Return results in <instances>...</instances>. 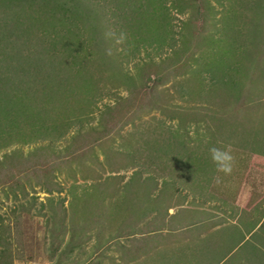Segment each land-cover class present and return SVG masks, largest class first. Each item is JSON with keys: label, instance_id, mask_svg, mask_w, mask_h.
I'll return each instance as SVG.
<instances>
[{"label": "rangeland", "instance_id": "obj_1", "mask_svg": "<svg viewBox=\"0 0 264 264\" xmlns=\"http://www.w3.org/2000/svg\"><path fill=\"white\" fill-rule=\"evenodd\" d=\"M66 1L68 11L96 10L100 18L87 22H93L96 31L101 25L107 34L100 38L102 47L87 43L83 32L84 48L75 47L65 58L57 35L45 39L33 22L34 29L19 26L20 16L33 7L31 0H0V31L18 33L22 39L9 46L17 50L24 44L25 52L16 60L3 59L0 76L5 68L18 75V88L25 96L48 94L39 102V121L50 119L42 126L48 136L40 133L35 141L17 146L19 159L9 156L0 164V264H264V154L257 145H264V140L258 141L253 131L261 127L259 112L264 115V106L259 109L261 102H256L264 96V54L254 57L256 53L250 52L251 62L244 61L240 97L229 87L233 77L228 74L213 80L212 73L200 68L199 74L189 75L191 68L200 67L194 61L198 45L205 46L206 36L217 28L225 35V25L235 15L241 20L232 22L239 23L243 42L250 38L243 25L251 20L260 24L257 36L264 52V6L251 7L252 0H181L185 5L178 11L170 0H163L169 12L167 25L154 24L158 12L146 17L149 33L162 35L167 28L172 45L160 47L139 41L146 35L140 30L146 25H140L134 13L119 10V0ZM116 11L118 19L112 16ZM135 21L140 29L134 28ZM251 37L256 40V35ZM238 50L234 65L240 62ZM76 52L86 55L85 60L73 59ZM60 59L71 65H58ZM84 65L90 77V91L84 96L92 95L94 107L93 118L82 123L81 131H92L85 138L77 134L79 125L66 129L65 122L58 123L59 116L69 123L71 116L65 112L81 109V103L66 93L80 94L74 88L78 83L69 84L66 68ZM26 67L41 75L32 78L30 71H22ZM227 68L223 67L225 73ZM63 76L68 88L60 86ZM14 95L25 105L33 103ZM20 102L23 106L11 114L15 120L33 116L38 101L34 111ZM105 104L112 113L100 117ZM16 125L29 127L26 119L10 123ZM95 126L107 133L96 141L102 152L95 146ZM175 132L179 135L174 139ZM16 145L0 150V160ZM213 146L231 152L230 173L212 162ZM35 147L36 158L31 155ZM156 149L161 160L155 158ZM152 160L162 162L161 167ZM185 185L201 195L188 197L189 202L198 199L195 204L206 205L213 220L195 224L203 213L184 203ZM74 192L81 200L72 198Z\"/></svg>", "mask_w": 264, "mask_h": 264}, {"label": "trees", "instance_id": "obj_2", "mask_svg": "<svg viewBox=\"0 0 264 264\" xmlns=\"http://www.w3.org/2000/svg\"><path fill=\"white\" fill-rule=\"evenodd\" d=\"M33 2V7L32 9H28V13L24 14L23 16H20L19 20V26H24L27 30L30 29H34V27L36 25L40 26V29L42 31H44V34H41V36L45 37V39H48V35L51 36L52 34L57 35L58 38V47H60L63 50V54H60L63 57H68L71 56V51L73 52V49L76 48H84V40L81 39L80 37H82L84 34H82L83 32L86 33V42L90 43L92 46H95L97 48V46L102 47V41H100L101 37H105L107 36V34H104V31H102V26L100 25V28H97V31L94 29V26H91V24L93 22H87L88 18L91 19H95L97 17L100 18V16L96 13V10H93L94 8H90V9H86L87 12L84 14V11H68L67 8L64 6V3H66L67 1H60L63 3H60L59 0H31ZM121 2H119L120 7L118 8L119 10H122V12L126 13V12H132L134 13L135 17L134 19H136L138 17V21L140 22V25H146L145 29H140L138 26L135 25L136 21L134 22V28H139L141 30V33L146 34L144 37L140 36V40L144 41V40H148V42L152 43V42H156L158 45L163 46L164 44L167 45H172V40L170 41L168 39V36L166 33L167 28H165V31H162V35H155L153 31H151L152 33H149L150 31H147L146 29L149 27V18L146 17H151L149 14H153L155 12H158L157 14H154V17L157 18H153L154 24H156L157 22H161V23H166L169 22V20H167L168 16H169V12L167 10V7L164 5L163 0H119ZM172 7H174L175 9L177 8L178 11L182 10L181 6H184L185 3H182L181 0H170ZM178 2H181L180 6H178ZM207 2V1H206ZM192 3V2H191ZM261 4L262 7L264 6V0H252V2H250V6L254 7V5L256 4ZM194 4V3H193ZM210 4V3H209ZM205 3V8H210V5ZM258 7V6H257ZM43 9H45L46 12H44ZM69 8V7H68ZM85 9V8H84ZM41 10V13H40ZM89 10H92V14ZM158 10V11H157ZM49 11V13H48ZM58 12V13H57ZM57 13V14H56ZM129 13V14H130ZM149 13V14H148ZM237 14H239V12H236ZM32 14V15H30ZM45 14V15H43ZM119 15V13L116 11L115 13H112V16H115L116 18ZM128 14V15H129ZM56 15V16H55ZM126 15V16H128ZM121 16V15H120ZM119 16V18H120ZM126 16L122 17V19H126ZM30 17V18H28ZM44 19V23H48L50 22L52 25L50 26L49 24H44L43 22L41 23L42 19ZM118 19V18H117ZM264 19V17H263ZM234 20H241L239 18V15H235L233 20L228 21L227 24L225 25L224 28V33L225 35H220V28L216 29V32L213 33H209L206 36V40H205V46L202 45H198L200 47L199 52H197V56L195 58V62L196 63H200V67H193L190 69L189 71V75H195V74H199V69L200 68H204L207 69L208 72L211 74L212 73V77L213 80L215 79H219V76H223L225 74H228L229 76L233 77V81H231V83H229V87H231V89L235 93L237 96H239L240 94V88L241 86H243V82L242 80L244 79V74L246 73L247 70V66L246 64H248L250 61L249 55L250 52H254L256 53V56L259 55H263L264 52L262 50L263 47H261L260 45V40L261 38L257 36V34L260 32H262V29H260V24L256 22V20H251L250 22H248V24H244V28L248 30L249 34H250V38L248 39V43L247 41L243 42L244 36H242L240 34L241 31V27L239 25V23H233L232 21ZM166 21V22H164ZM35 24V26L33 25V23ZM106 22V21H105ZM184 25L186 26L188 23V20L186 19L185 21H183ZM264 23V22H263ZM232 25V28L230 27V25ZM57 25L60 26L61 29L57 28ZM130 26V25H129ZM128 26V27H129ZM263 26H261L262 28ZM231 28V29H229ZM91 29V30H90ZM95 30V31H94ZM33 31V30H32ZM257 32V33H256ZM216 33L218 35H216ZM27 34H32V32H27ZM87 34L91 35L90 37L87 36ZM93 34H95V36H93ZM149 34L152 35V37H149ZM237 34H240V36H237ZM216 35V36H215ZM253 35H256V40L254 38V41L252 42V37ZM12 38V39H11ZM258 38V40H257ZM20 39H22L21 36L18 35V33H8V32H2L0 31V59H3L6 61L8 58H12L15 57V60L18 59L19 57H21L25 52H24V48L22 47L24 44H22V46H20L19 49H12L9 44L10 43H14V42H19ZM14 41V42H13ZM57 42V43H58ZM24 43V41L22 42ZM264 44V43H263ZM245 45H247L245 47ZM55 45H53L54 47ZM79 46V47H78ZM91 46V47H92ZM197 46V47H198ZM235 48H239L238 52L236 53V56H239L240 58H236V60H240V62H236L234 65V61H235ZM223 49V50H222ZM57 50V49H56ZM58 52H60V50H57ZM180 52H182V50H180ZM253 53V54H254ZM246 54H248V57L245 58ZM78 57L83 58V61L85 60L84 58L86 57V55H81L79 52L75 53V56H72L73 59H76ZM248 59V60H246ZM89 60H93L92 58ZM244 61H247L246 64L244 63ZM61 62H65L64 66L69 67L71 65V63L67 64V59H65V61H63V59L58 60L57 64L59 65ZM72 62V60H71ZM81 59H80V63H81ZM4 63V62H3ZM87 65V64H86ZM86 65H84V67L82 68H77L75 70H69L67 69V74L68 76H70L69 78V84L74 87V83H78L80 86L79 88L74 87L75 89L78 90V92H80V94H74V92L72 90H67L66 93L69 96L74 97V99H76L78 102L81 103V109H74L73 111L69 112H65L66 116H71L69 119V123H67L66 121H64L60 116L58 117V123L60 124L61 122H65V125L67 126L66 129L68 128H72L73 126L79 125V128H77V134H83V138H85L86 136H91L92 135V131L89 132L87 131L86 133L81 131V127H82V123L89 118H93L90 117L93 112H94V107L93 105H91V103L93 102L92 99L89 97V95L84 93L89 92V87H87L88 83H89V74H88V69L86 70ZM10 66L16 68H19L17 65H15L14 63H10ZM223 67H228L226 69V73L223 71ZM13 68V70H14ZM22 68V67H21ZM6 69V68H5ZM3 70V73L5 75H1L0 76V83L2 84V86L0 87V150L4 149V148H8L9 146H14L15 144H17L12 152H8L3 154V156L1 157L0 160V164L1 163H5L4 160H6V158H9V156L11 157V159H19L20 155L22 154L19 147V145H23V143H31L32 141H35V139L37 137H40L38 134L42 133L44 136H48L49 134L46 133V129H42V126L44 125H49L50 124V119L49 117L46 116V120H40V116H41V106L39 105V102L42 98H46L48 96V94H45V96H39V98H36L34 92L31 93L29 96H25L24 93L21 92L20 88H18V82H20V78L18 75H14L10 73V71L7 70ZM84 69V70H82ZM225 70V69H224ZM22 71H30L32 74V78H35L36 76L41 75L40 73L37 72L36 68L34 67H26L23 68ZM88 74V75H87ZM219 75V76H218ZM89 77V78H88ZM15 78H18L17 80ZM12 80L16 81L14 84H16L15 86L12 84ZM63 80H64V76L60 77L59 81L62 82V84L60 85L65 86V84H63ZM253 80V79H251ZM8 81H11V84L8 83ZM34 81V80H33ZM12 86L13 88L9 89V86ZM68 88V87H66ZM75 91V90H74ZM18 93L20 95V97H22L24 100H29L32 101L35 104V100L38 101V104L36 106V111H34L35 106L33 103H29V104H24L23 100L18 97H16L14 94ZM240 97V96H239ZM237 97V98H239ZM20 100L22 101V103L24 104V107H30L31 109H33L34 114L33 116H29L23 119H26L29 127L26 126H22V125H16L14 127L10 126V123H14L15 121H22L21 120H15L14 115H11L17 108L23 106L20 102ZM257 101H260V107L259 109H261V107L263 108L264 106V96L261 99H257ZM85 105H87L88 108V112H86V107H84ZM110 104H105L104 109H102L101 111H99L100 117H103V114H105L107 117H109V114L112 113V108L109 106ZM50 107L48 108L49 111ZM116 115H119L117 113H121V109L120 107H118V105L115 106V111ZM262 113V112H261ZM261 113L259 112V124L258 126H261L260 128H256L253 131L256 134V138L257 140H264L261 139L262 137H264V115L261 116ZM99 114H97V116L99 117ZM93 116V115H92ZM251 119V118H250ZM249 119V120H250ZM254 119V117H253ZM13 121V122H12ZM254 121H251L250 123H253ZM250 126V125H249ZM63 127V132H64V126H60ZM95 133H96V140H95V146L101 148L98 144V142H96L99 139H103V137H105V135L107 134L105 131H103L100 128H96L95 126ZM252 130V129H251ZM66 131V130H65ZM252 131V132H253ZM261 133V136H260ZM62 134V133H61ZM178 132L174 133V139L176 136H178ZM248 135V133H247ZM42 136V135H41ZM259 137V138H258ZM93 142V141H90ZM156 142V141H155ZM136 146H138V143H135ZM91 144H88L86 146H89ZM258 148H259V152L264 154V145L263 143L261 144V146L259 144ZM93 145L90 146L91 149H93L92 147ZM173 146V145H171ZM17 147V148H16ZM39 148V147H38ZM38 148H34L33 152L31 155L35 156V158L37 157V155H35L38 152ZM83 148V147H80ZM85 148V147H84ZM116 149V148H115ZM78 150V149H76ZM101 152L103 151V149H100ZM165 151H169L168 150V144H167V148H165ZM78 156H81V153H78ZM156 157L157 159L161 160L160 158V154L157 152L156 149ZM32 156V157H33ZM178 160V159H176ZM11 161V160H10ZM151 164H154L155 166L161 167L162 162L160 163H154V161H151ZM83 168H86L85 166H83ZM143 168V167H142ZM153 170V169H152ZM142 172V170L140 171V169H134V172ZM100 185H101V181H100ZM82 196L83 193H81ZM98 196H101L100 194ZM72 198L74 199H79L81 200L80 194L78 193H73L72 194ZM97 199V198H96ZM2 223V222H1ZM2 256V255H1ZM9 259L4 260L7 261L6 263H8Z\"/></svg>", "mask_w": 264, "mask_h": 264}, {"label": "clouds", "instance_id": "obj_3", "mask_svg": "<svg viewBox=\"0 0 264 264\" xmlns=\"http://www.w3.org/2000/svg\"><path fill=\"white\" fill-rule=\"evenodd\" d=\"M209 154L212 162L218 170L225 174L232 171L234 158L229 150L213 146L209 149Z\"/></svg>", "mask_w": 264, "mask_h": 264}, {"label": "crops", "instance_id": "obj_4", "mask_svg": "<svg viewBox=\"0 0 264 264\" xmlns=\"http://www.w3.org/2000/svg\"><path fill=\"white\" fill-rule=\"evenodd\" d=\"M189 187V186H188ZM188 187L185 185L184 186V189L182 190V192L186 195V198H185V200H184V203H187V205H189V207H191L192 209H194V210H198L199 212H202L203 214L201 215V216H199L198 218H197V220H195V224H197L199 221H201V222H209V220H213L215 217H213V213H209L208 212V209H207V207H206V205L205 206H203L202 204L201 205H198V204H195V203H197V201H198V199H195V203H192L191 201L189 202V200L188 199H190V198H188V197H190V196H192V195H194V196H201V195H199L198 193H197V191L195 190V188L194 187H189L190 188V190H194V192H192V191H190L189 189H188ZM193 204V205H196V206H192L191 204ZM171 209V208H170ZM205 215V216H204ZM209 215V216H208ZM211 223H212V221H211ZM178 225H179V227H180V224L179 223H177ZM182 239H186V237H183Z\"/></svg>", "mask_w": 264, "mask_h": 264}]
</instances>
